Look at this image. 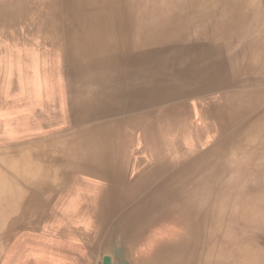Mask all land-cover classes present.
I'll return each instance as SVG.
<instances>
[{
    "label": "bare ground",
    "instance_id": "obj_1",
    "mask_svg": "<svg viewBox=\"0 0 264 264\" xmlns=\"http://www.w3.org/2000/svg\"><path fill=\"white\" fill-rule=\"evenodd\" d=\"M3 101L0 264H264V0H0Z\"/></svg>",
    "mask_w": 264,
    "mask_h": 264
},
{
    "label": "rangeland",
    "instance_id": "obj_2",
    "mask_svg": "<svg viewBox=\"0 0 264 264\" xmlns=\"http://www.w3.org/2000/svg\"><path fill=\"white\" fill-rule=\"evenodd\" d=\"M3 103H4V105H3ZM22 104H23L22 102H16V103H11L10 104L9 102H4V101L1 103V105H0V115H1L0 120H1V124L5 125V127L2 128V131H1V134H0V136H1L0 138H4V136H6L5 135L6 131H9L8 135H10L11 133L17 131V129H11V125L14 124V121H12V119L8 120V117L4 116V113H6L5 111H7V108H9L10 106H16V108H18V109L20 108L21 109V107H23ZM10 108H12V107H10ZM15 122L16 123H21L19 120H16ZM12 130H16V131L12 132ZM19 133H21L22 136H24V137H29V136H31L32 131L31 132L30 131H25V132L23 131V132H19ZM19 133H15V134H19Z\"/></svg>",
    "mask_w": 264,
    "mask_h": 264
}]
</instances>
